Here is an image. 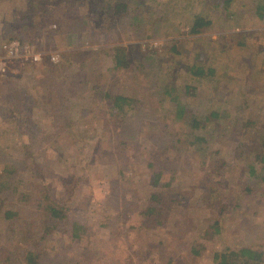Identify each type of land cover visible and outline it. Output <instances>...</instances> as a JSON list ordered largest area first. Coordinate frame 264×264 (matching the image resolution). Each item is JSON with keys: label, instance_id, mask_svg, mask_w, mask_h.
<instances>
[{"label": "rangeland", "instance_id": "rangeland-1", "mask_svg": "<svg viewBox=\"0 0 264 264\" xmlns=\"http://www.w3.org/2000/svg\"><path fill=\"white\" fill-rule=\"evenodd\" d=\"M37 1L30 16L22 13L26 21L12 25V37L0 40V176L11 165L17 190L7 194L22 211L11 241L10 233L0 245V264L21 263L31 229L40 240L44 185L51 200L82 203V213H91L97 236L90 247H69L72 261L98 248L92 264H115L102 246L118 244L109 236L116 221L131 227L127 238L138 264H160L162 249L172 264H215V253L244 245L264 255V183L244 189L253 164L264 176L257 162L264 153V18L257 8L264 10V0H44L41 7ZM75 7L82 42L67 31ZM202 19L208 27L193 35ZM13 40L43 51L48 76L44 62L4 58L3 46ZM52 55H59L57 63ZM166 91L200 113L203 132H191L188 116L176 117ZM122 97L129 99L118 113L123 117L111 108ZM60 103L72 109L66 132ZM212 112L229 117L206 120ZM128 157L137 173L120 181ZM152 170L163 185H152ZM98 210L114 224L99 225ZM67 227L59 225L49 253L68 246Z\"/></svg>", "mask_w": 264, "mask_h": 264}, {"label": "trees", "instance_id": "trees-1", "mask_svg": "<svg viewBox=\"0 0 264 264\" xmlns=\"http://www.w3.org/2000/svg\"><path fill=\"white\" fill-rule=\"evenodd\" d=\"M121 2H124V0H121ZM125 7L126 6L124 5L123 6L124 11H125ZM78 17L81 18L80 13L76 11L73 14V20L70 21V23H73V27L71 28V30H67V31L71 35L70 38L72 40L75 38H78L77 42H80L81 37L79 36V34H80V31H82L83 29H80L81 27L78 28L76 26ZM208 25H209V22H205L203 19L197 20L192 25L191 33L193 35H199L200 33L204 32V29H206ZM84 26L87 27L86 24H84ZM22 41H24V39ZM38 51L43 52L41 49H39V47H38ZM2 52L4 53L3 50ZM41 62H44V64H42L41 66L44 67L47 71L45 76H48V73H50V70H51L49 68L50 62L47 61L46 56L45 57L43 56V60ZM193 70H195L194 71L195 74L200 73V70L198 67L193 68ZM165 93L169 94V98L172 102L174 111L177 113L176 117H178L179 119L185 120L187 119V116H188L190 124H191L190 125L191 132L193 134L196 132H203L202 129L205 127V124L203 120L201 119L202 117L200 116V113H198L196 110H193V107H190L187 104L183 103L179 99V97H177V95L172 94L169 91H166ZM63 101L67 103L70 101V98H67V99L63 98ZM127 101H129V99H127L126 97H122V99L115 98L114 100H111L112 102L111 108H112V111L115 112V113L113 112V114H115L116 116L117 115L121 116L118 113L124 112L123 103H126ZM60 105L62 106V110L60 112L57 110V113L59 114H61L64 107H66L65 110H69L70 108L68 105L63 104V103H60ZM57 113H56V118L59 116ZM70 114L71 113L66 114L68 115L67 118L64 119L62 122H60L61 123L60 125L62 126L61 129H63V132H66L64 128H66L67 130L73 128L72 116ZM227 117L229 116L226 115L225 112H221V113L212 112L211 116L210 115L206 116V120L212 118L214 120L223 122L227 120ZM127 119L130 120L131 116H127L125 120L126 125L124 124V126H127L129 124L128 125L129 127H124L123 129H121V135L124 138V141L130 139L131 123H127ZM55 120L58 121V119H55ZM241 127H242V124H241ZM166 139L167 137H165L164 141H166ZM201 139L202 137L200 136L196 137V141H200ZM256 152L259 153V151H256ZM130 158L131 157H128V161L126 163L124 161L120 163V171H119V174L121 175L120 181L121 180L125 181L127 179H130L129 175L131 174V172L133 174L137 173V171H134L133 169V164L136 165V163L133 162L131 165V163L129 162ZM257 162L259 164L261 163L263 164L262 168L264 171V153L258 156ZM130 165L131 167H129ZM152 167L154 166L151 164L150 168L152 169ZM12 175H14V171L12 170L11 165H9L7 168V172L2 174V176H0V179L2 182L1 188H0V195H1V198H0V201H1L0 203V245L1 246L7 245L6 239H7V235L10 233L11 235H10L9 240L11 241L14 235V232L16 231L15 230L16 225L17 223H19V220L21 218V212H22L20 211V209L17 208L18 205L13 204L11 196L7 194L8 189L14 188V190H17L15 188L16 186L12 184V180H11ZM249 175H250V178L244 184V189H246V191L254 190L257 188L256 186H260V184L264 183V176L258 172L257 167L254 166V164L249 169ZM149 176L152 181V185L154 186L163 185L160 182L161 176H162L161 173L157 172L156 170H152ZM172 180L173 179L171 178V181ZM41 183L42 182L40 180V183L38 184V186ZM169 184H170V181L165 183L164 185H169ZM45 190L47 191L44 185L43 191H41L40 197H39L41 198L40 202L38 201L37 204L41 208L42 213L43 214L45 213V216L47 217L46 223H44V225L42 224L41 229L38 231V235L40 237V240L38 242H37L38 236L37 235L35 236V234H33L35 233V231L31 229V231L29 232L32 239H29L26 245L25 243L23 244L26 246V248H24V250H21V252L23 253V257L18 258L19 261L21 262L19 264H23L24 262H26L27 264H71V263L73 264H92L94 260H99V254L101 250H99L98 248H95L94 252H93V249L91 250V248H88V251H87L88 255L86 256V260L84 261L79 260L74 255H73V261H72V255L70 254L71 251L70 250H69L70 252L68 251L69 247L73 248V250H76V249L80 250L81 248H83L84 242H87V245H89V247L93 245L94 241L92 239L95 236H97V234L95 235V233L90 230V228L92 227V224H91L92 219L90 218L91 213H88V214L82 213V210H84V205L82 203L81 204L79 203L77 205H73V207H70V206H67L65 203L62 204V203L53 201L50 198V194L47 193L48 191L46 192ZM24 197L28 198V195ZM93 214L98 215L100 217L99 225H101L102 227H109L110 223L114 224L113 219L102 216L99 210L95 211V213ZM60 224H64L66 225V227L68 226L65 230V235L67 236V240H68L67 241L68 246L66 248L63 247L64 249H61V251H59L58 253H49L48 250L53 249L52 239H55L56 233L58 232L57 229L59 228ZM115 225L118 226V227L116 226L117 229H115L116 227H114L112 231H109V236L118 237L119 242L118 244H110V243L108 244L105 242V246H102V251L103 250L107 251V252L106 251H103V252L109 254V260L112 261V263L138 264V262L133 258L134 251H132V247L130 246L128 242V238H127L129 235L128 233L132 231L130 229L131 227L130 228H127L126 226L124 227V225H121L119 221H116ZM32 230H33V233H32ZM240 258L245 259L247 261H251V260L256 261V260L264 259V255L262 254V252H257L254 249L250 248L249 245H244L238 252L233 251L232 249H229L221 253H215L214 263L215 264H238V262H240L241 260ZM159 263L160 264H172L173 263L171 260V255L169 253H166V251L163 249L161 250Z\"/></svg>", "mask_w": 264, "mask_h": 264}, {"label": "crops", "instance_id": "crops-1", "mask_svg": "<svg viewBox=\"0 0 264 264\" xmlns=\"http://www.w3.org/2000/svg\"><path fill=\"white\" fill-rule=\"evenodd\" d=\"M33 1L34 0H0V13L2 10H5V14H2V16L0 17V40L2 38H5V39H2L1 42L8 41V39H10L12 37L13 33H15L12 30V28H13L12 25L20 26V24H21L20 22L26 21L24 18H22L23 12H25L26 15L30 16L32 8H33L31 6L33 4ZM43 1L44 0H39V2L37 1V4L40 5V7H41L43 5ZM79 1L80 0H73V2H76V3ZM45 2H46V0L44 1V4H45ZM75 9H76L75 12L78 11L80 13L78 7H75ZM262 9H263L262 6L260 8H257V15H259L260 18H264V10H262ZM6 12L9 14H6ZM41 13H43V12H41ZM29 20L31 21V19H29ZM253 25H255V23H253ZM253 31H254V29H253ZM259 31H261V29H259ZM246 39L249 41L248 36ZM70 97H73V93H71ZM65 108L66 107H64V109L62 111L63 113H65V114L71 113V110H72L71 108H69V110H65ZM61 110H62V106L60 105L58 111L60 112ZM83 111H81V112H83Z\"/></svg>", "mask_w": 264, "mask_h": 264}, {"label": "built area", "instance_id": "built-area-1", "mask_svg": "<svg viewBox=\"0 0 264 264\" xmlns=\"http://www.w3.org/2000/svg\"><path fill=\"white\" fill-rule=\"evenodd\" d=\"M4 58L15 59L22 58L24 56L31 57L34 62H41L43 60V54L36 52L33 46L22 43L18 40L9 41L3 46ZM59 55H52V61L57 63L59 61Z\"/></svg>", "mask_w": 264, "mask_h": 264}]
</instances>
